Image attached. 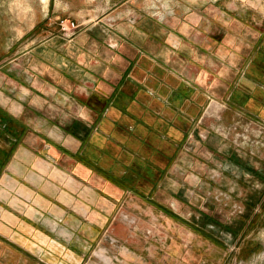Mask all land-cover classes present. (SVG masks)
<instances>
[{"label":"crops","instance_id":"crops-1","mask_svg":"<svg viewBox=\"0 0 264 264\" xmlns=\"http://www.w3.org/2000/svg\"><path fill=\"white\" fill-rule=\"evenodd\" d=\"M52 1L58 17L95 19L34 49L87 101L91 134L77 156L75 132L65 142L57 116L33 118L38 109L58 111L47 100L56 90L43 81L30 88L47 91L34 96L37 106L23 100L16 112L0 98V264H82L107 227L126 229L113 214L126 195L134 198V185L152 195L170 179L165 167L188 132L204 127L206 106L264 124V29L235 33L216 21L203 30L199 19L187 20L197 13L186 6L161 21L146 15L162 30L142 42L134 0Z\"/></svg>","mask_w":264,"mask_h":264},{"label":"rangeland","instance_id":"rangeland-1","mask_svg":"<svg viewBox=\"0 0 264 264\" xmlns=\"http://www.w3.org/2000/svg\"><path fill=\"white\" fill-rule=\"evenodd\" d=\"M190 3L134 0L142 42L162 30L161 25L151 28L144 22L146 15L156 14L161 21L166 12L183 15L186 6L197 13L187 20L199 19L203 30L216 21L219 29L228 26L235 33L264 29V0ZM52 4V0L47 6L42 0H0V98L7 97L17 112L23 100L39 105L34 96L43 88L30 90L38 87L36 80L47 84V90L51 86L56 95L48 93L47 100L57 103L58 111L38 109L33 118L43 123L41 117L57 116L54 124L65 129V142H71L75 132L78 156L91 134L86 132L88 109H82L87 101L75 97L64 71L34 49L52 36L56 41L72 38L95 19L78 23L58 17ZM20 85L29 93L26 98ZM206 108L204 127L188 132L176 152L179 157L166 165L170 179L157 181L152 195L142 194L135 185L134 190L127 187L134 198L126 195L113 214L126 229L107 227L82 264H264V124L256 117ZM124 252L132 261L125 260Z\"/></svg>","mask_w":264,"mask_h":264},{"label":"bare ground","instance_id":"bare-ground-1","mask_svg":"<svg viewBox=\"0 0 264 264\" xmlns=\"http://www.w3.org/2000/svg\"><path fill=\"white\" fill-rule=\"evenodd\" d=\"M43 2H44V5L45 6H47L48 5V2H49V0H42ZM21 9H23L24 10V6H22V8Z\"/></svg>","mask_w":264,"mask_h":264},{"label":"built area","instance_id":"built-area-1","mask_svg":"<svg viewBox=\"0 0 264 264\" xmlns=\"http://www.w3.org/2000/svg\"><path fill=\"white\" fill-rule=\"evenodd\" d=\"M73 27H75V24L73 23Z\"/></svg>","mask_w":264,"mask_h":264}]
</instances>
